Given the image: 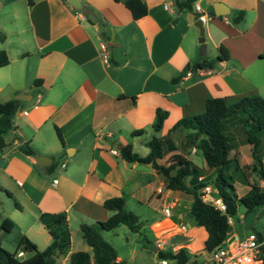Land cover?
<instances>
[{"label": "crops", "instance_id": "1", "mask_svg": "<svg viewBox=\"0 0 264 264\" xmlns=\"http://www.w3.org/2000/svg\"><path fill=\"white\" fill-rule=\"evenodd\" d=\"M141 1L147 14L133 19L125 0H79L95 13L96 20L91 21L68 0H0V50L8 58L0 67V103L25 95L17 99L12 128L0 147V206L6 199L17 204L16 210L0 207V224L9 218L12 230H19L43 250L51 237L39 221L40 213H66L71 246L57 257H62L61 262L69 261L73 252L85 251L94 264L84 240L74 247L73 232H80L83 223L104 221L112 214L103 207L105 199L121 196L125 209L132 212L152 202L153 196L162 200V195L155 194L162 182L154 189L149 180L159 174L150 163L124 160L119 152L122 145L131 144L133 152L145 157L148 133L169 134L179 119L202 112L207 98L221 97L232 103L244 96L264 97V0H193L190 8L179 7L175 0ZM214 2H221L228 12L215 16L211 13ZM194 4L208 15L203 23L204 56L198 54ZM237 10L245 12L244 18L233 23L231 17ZM220 45L227 49L226 60L216 61L212 68L192 69L204 59H214L206 56L209 47L217 57ZM156 109L166 111L167 117L153 133ZM135 130L143 133L133 136ZM189 132L170 133L176 147L173 157L177 153L191 161L185 152L194 153L196 148L181 147ZM259 139L264 166V136ZM141 142L144 147L138 151L135 146ZM241 147L233 145L229 157L245 173L254 159L251 145ZM25 148L33 153H25ZM112 148L118 150L116 155L110 152ZM36 156L52 162L40 166ZM198 168L205 178L207 169ZM167 190L175 204L172 215L150 224L155 239L144 238L148 244H141L138 256L151 251L157 257L158 250L169 249L168 238L176 241L185 234L189 261L200 262L205 257L207 232L198 225L178 232L190 201L185 211L183 198H174ZM165 203L161 201L162 206ZM165 223L171 226L155 229ZM199 230L203 239L193 242ZM231 230L229 237L238 236L233 226ZM160 236L165 242L162 247L155 244ZM197 243L201 244L198 248ZM117 260H123L118 253Z\"/></svg>", "mask_w": 264, "mask_h": 264}, {"label": "trees", "instance_id": "2", "mask_svg": "<svg viewBox=\"0 0 264 264\" xmlns=\"http://www.w3.org/2000/svg\"><path fill=\"white\" fill-rule=\"evenodd\" d=\"M192 2L193 0H175L181 8H190ZM125 6L133 19L147 14V7L141 0H125ZM244 14L243 10L234 11L231 21L241 22ZM227 58V49L220 45L215 59H204L195 64L192 69L212 68L216 61H223ZM7 63L8 58L5 51L0 50V67ZM18 105L17 99L0 103V147L5 145L3 137L12 128V119ZM238 114H241L239 122L244 130L245 141L251 145V156L254 159L252 169L256 172L258 179L264 183V166L262 154L259 151V134L264 133V97L259 95L244 96L232 103H226L221 97H209L205 100L202 112L181 118L171 127L170 133L181 129L191 130L183 137L181 147L184 149L195 147L202 151L205 165L214 170V178L210 181L199 180L201 170L189 160H185L183 164L180 159L174 160L167 166L158 163L166 153L176 149L170 133L163 137L150 136L145 141V146L149 149L145 157L133 152L131 144L122 145L119 150L121 157L127 162L150 163L157 174L163 176L167 189L178 192L190 200V214L195 223L207 232L204 242L205 251H210L229 237L228 218L236 214L237 202L240 201L247 207L246 214L251 211L253 205L264 203V187L248 183L249 191L240 200L228 191V187L232 190L233 188L227 171L232 166L238 169V165L236 160L229 157L233 144L225 131L228 119ZM166 117V111L156 109L155 120L151 127L153 133L161 129ZM55 132L62 144L61 133L57 127H55ZM142 133L143 130H135L132 135ZM24 151L27 154L33 153L30 148H25ZM207 184L212 185L213 195L220 197L224 202L226 207L224 212L215 209L200 198V189ZM14 204L17 206L16 203ZM103 207L112 214L104 221L81 224L79 227L81 236L91 248L94 264H126L123 260H117L114 247L102 237V232L112 231L124 225L131 232L136 233L140 230L138 218L132 211L125 209V199L121 196L105 199ZM39 221L51 237L49 245L39 250L36 244L26 236L20 237L13 252L4 249L0 244V264H56L57 257L69 251L71 234L66 213L41 212ZM13 228L14 223L9 218L2 220L0 230L10 232ZM258 238L259 240L263 238L260 233ZM142 244L143 247H147L148 242L144 240ZM17 252H22L23 256L17 257ZM156 254L159 259L165 258L176 264L199 263L196 259L189 261L191 256L184 248L176 253L169 249L158 250ZM69 263L90 264V255L85 251L73 252L69 256Z\"/></svg>", "mask_w": 264, "mask_h": 264}, {"label": "rangeland", "instance_id": "3", "mask_svg": "<svg viewBox=\"0 0 264 264\" xmlns=\"http://www.w3.org/2000/svg\"><path fill=\"white\" fill-rule=\"evenodd\" d=\"M206 56L212 57L214 59L216 57L215 53L211 52L210 47H209V50L206 49ZM240 116L241 114H238L237 116H233L228 119L227 124H226L225 133L231 139V142L233 145H236L237 147L242 146L241 148H248L250 144H248L245 141L244 130L241 127V124L239 122ZM188 130L191 131L190 129H187V131ZM259 136H264V133L259 134ZM149 137H150V133L147 134L146 140ZM135 147L138 151H141L143 150L144 143L141 142L140 145H136ZM191 149L188 148L187 150L191 151ZM196 150L197 151L194 153L188 154V152H185V154L195 166H198L200 168H206L203 155H202V151L199 148H196ZM173 155H174L173 152L166 153L163 156V158L158 161V163L164 166H167L171 161H174V160L180 159L181 160L180 162L182 164L186 160L183 156H179L177 153L175 154V157H173ZM262 160H263V155H262ZM138 166H140L141 168L147 169V167H144V165L138 164ZM252 166L253 164L248 165L247 169L245 170V173L243 174L239 172L238 169H235L233 166L230 170L227 171V175L230 177L229 182L231 183L232 188H233L232 190L230 187H228V191L231 194L235 195L238 200H240L242 197H244L248 193L249 191L248 183L260 186L262 188L264 187V183H262L258 179L256 172L254 171V169H252ZM206 169H207L205 172L206 176L203 180L210 181L211 179L214 178V174L209 173L208 168ZM145 178L148 179L147 174L145 175ZM149 180L151 181L150 186L154 189L158 185H160L159 182H162L161 184L163 188L162 200L160 199L158 200L156 196H153L152 202H150L149 204H144L139 209L133 210L134 211L133 213L138 218V221L140 224V230L134 233V232H131L126 226L120 225L119 227L115 228L112 231L102 232L103 234L102 237L107 242H109L113 247H115V250L121 256V258L126 264H157L159 262L158 257L154 256L151 251L145 252L144 257H140L138 256L139 254L138 250L144 238H146L150 242H153L155 239L154 233L150 230V224L153 221L162 219L164 217L160 210V208L163 207L161 205V201L167 202V201L172 200L173 198L168 197L169 191L166 188V183L164 181L163 176L161 175L156 176V177L151 176ZM172 193H171V196H173L174 198L176 197L183 198V200L181 201V207L184 208L185 211H187L190 200L178 192H172ZM16 202L19 203L17 200ZM14 203L15 201L13 199L11 200L6 199L5 204L0 207H2V209H4L5 211L8 208L16 210ZM246 210H247V207L242 202L240 201L237 202L236 214L233 217H230V223H229L230 226H233V231L238 233L239 238H243L244 236L249 235L254 232L257 234L260 233L264 237V203L253 205L251 211L248 214H246ZM25 213H26V209H25ZM183 223L185 225H188L187 226L188 229L197 227V224L195 223L189 210L183 215ZM163 224H161L160 227H156V228L154 227V228L156 230L160 228L163 230H166L171 226L169 225V223H165V225ZM168 231H170V229ZM231 231L232 230H230L229 233H231ZM158 233L157 235H159ZM21 236H26V235H21V232L19 230H11L10 232H5V231L0 230V244L4 249L13 252L16 249L18 245V241ZM203 236L204 235L199 230L196 233V236L192 241L199 242ZM73 237H74V247H79L80 244H84L83 243L84 241L81 236V232L74 231ZM199 246H201V244L197 243L196 247L198 248ZM131 256H133L134 258L130 259ZM61 259L62 257L56 259V264H70L69 261L61 262Z\"/></svg>", "mask_w": 264, "mask_h": 264}, {"label": "built area", "instance_id": "4", "mask_svg": "<svg viewBox=\"0 0 264 264\" xmlns=\"http://www.w3.org/2000/svg\"><path fill=\"white\" fill-rule=\"evenodd\" d=\"M193 8L196 14V19L199 18L201 22L204 23L207 20L208 15L203 11L199 4H194ZM100 48L102 58L106 61L108 58L106 54V45L102 43ZM110 152L116 155L118 150L112 148ZM61 166L64 167V164H61ZM199 180H203V178L199 177ZM213 192L214 189L212 185L207 184L200 189V198L204 202L211 204L215 209L224 212L226 209L224 202L220 197L214 196ZM155 194L157 196L163 194L162 186L155 190ZM174 205L173 201H167L161 208V213L165 218L171 217ZM228 222L230 223V218H228ZM186 228L187 226L185 224H181L178 232H184ZM172 237L167 240L169 242V250L173 253H176L183 248L187 250L184 244L187 235L183 234V236H181L182 238L177 239L176 241H172ZM176 237L179 236L176 234ZM164 243L165 242L161 236L157 237L155 240V244H157L158 247H162ZM16 256L22 257L23 254L22 252H17ZM169 261L170 260L163 258L159 260V264H169ZM198 264H264V239L262 238L259 240L258 234L255 232L246 235L243 238H239L238 236L227 237L218 246L210 251H205V257Z\"/></svg>", "mask_w": 264, "mask_h": 264}, {"label": "water", "instance_id": "5", "mask_svg": "<svg viewBox=\"0 0 264 264\" xmlns=\"http://www.w3.org/2000/svg\"><path fill=\"white\" fill-rule=\"evenodd\" d=\"M68 3L73 6L76 9H81V14L85 17H87L89 20L91 21H95L96 20V15L93 12V10H91L88 7H82L81 3L79 2V0H68ZM228 12V9L221 3V2H214L212 4V11L211 13H213L215 16H221L224 15ZM194 25L197 27L198 29V33H199V47H198V54L200 56H204L205 55V42H204V30H203V23L201 22V20L199 18H197L195 20ZM103 40H105L104 37H102ZM17 99H25V95L22 94H18L16 96ZM35 161L38 165L43 166V165H49L51 164L52 160L49 157L46 156H36L35 157ZM231 230V226L228 227L227 232L229 233Z\"/></svg>", "mask_w": 264, "mask_h": 264}]
</instances>
